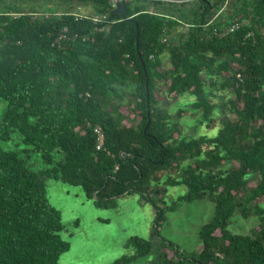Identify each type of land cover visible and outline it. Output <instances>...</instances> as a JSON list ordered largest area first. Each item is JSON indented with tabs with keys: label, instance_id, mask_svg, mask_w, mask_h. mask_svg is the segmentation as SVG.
Here are the masks:
<instances>
[{
	"label": "trees",
	"instance_id": "obj_1",
	"mask_svg": "<svg viewBox=\"0 0 264 264\" xmlns=\"http://www.w3.org/2000/svg\"><path fill=\"white\" fill-rule=\"evenodd\" d=\"M74 2L109 10L114 22L108 31L95 30L104 23L69 11L35 16L0 8V101L7 102L0 141L17 130L24 152L40 153L47 165L35 169L28 156L0 146V264H59L69 248L60 235V211L46 196L47 179L81 186L103 208L138 192L156 212L158 236L168 187L184 185L180 200L207 198L214 214L199 229L195 255L182 257L161 239L160 264H264V0H230L222 20L212 18L220 0H192L177 14L192 25L175 43L161 41L178 24L162 14L187 1L123 0L125 18L110 10L112 0ZM149 3L163 11L148 12ZM234 21L241 22L235 30L214 33L221 22ZM63 27L79 37L57 41ZM87 34L92 40H82ZM184 94L203 121L213 120L218 95L234 116H223L214 136H181L183 109L173 116L159 102L162 95ZM96 125L105 135L99 150ZM234 213L257 223L249 233H235L229 228ZM127 246L135 252L111 264L154 249L136 235Z\"/></svg>",
	"mask_w": 264,
	"mask_h": 264
},
{
	"label": "rangeland",
	"instance_id": "obj_2",
	"mask_svg": "<svg viewBox=\"0 0 264 264\" xmlns=\"http://www.w3.org/2000/svg\"><path fill=\"white\" fill-rule=\"evenodd\" d=\"M71 1L74 3V0ZM191 1L181 6H190ZM72 2L65 0H0V8L35 11L36 16L54 11L58 13L72 11L75 9ZM80 5L84 12H95L90 2L80 3ZM155 6L152 3L148 4L150 9ZM167 7L175 10L178 5ZM220 16L222 17V14ZM183 29L185 27H179L180 32ZM180 32L171 35L170 42L179 41ZM218 94H222V90ZM127 98V96H122L119 101L126 103ZM225 99L220 95L214 99L216 107L211 121L202 120L200 110L193 109L188 104L192 97L185 94L175 99L162 95L159 105L166 107L173 116L179 108L183 109V116L179 120L181 136L198 137L200 134L214 136L217 134L222 117L227 115L233 118L234 116L227 110ZM6 104V100L0 101V116ZM123 110L127 112L128 108L123 106ZM0 146L4 149H14L19 154L28 156L35 169L47 167L40 153L24 152L23 148L27 146L22 143V136L17 130L12 133L11 139L0 141ZM60 157V154L55 155L56 159ZM185 191L186 186L184 185L168 187L165 204H162L163 219L159 224L158 236L154 234L156 212L150 202L141 199L138 192L116 197L114 206L103 208L95 206L92 199L86 197L81 186L64 183L57 179H47L46 196L49 203L60 211L63 224L60 235L69 242V248L59 257V264H111L123 255L135 252L133 247L127 246L128 239L134 235L150 239L154 249L147 255L139 256L124 264H160L156 248L160 245L161 239L172 242L182 257L195 255L199 246V229L212 218L214 203L207 198L195 199L191 202L180 200L179 197ZM256 223L257 219L254 216L244 218L239 213H234L229 228L235 233H249ZM172 254L169 252L170 256ZM173 264H179V262L174 261ZM181 264L188 263L182 261Z\"/></svg>",
	"mask_w": 264,
	"mask_h": 264
},
{
	"label": "built area",
	"instance_id": "obj_3",
	"mask_svg": "<svg viewBox=\"0 0 264 264\" xmlns=\"http://www.w3.org/2000/svg\"><path fill=\"white\" fill-rule=\"evenodd\" d=\"M230 0H220L219 5H218V9L216 10V12L214 13V15L212 16V18L216 19V18H220L222 20V17L220 16V14H222V11H224L227 8V5L229 4ZM75 9H73L72 11H69L72 15L75 16V18H81V17H85V18H89L92 20V22L94 23H101L103 22L104 25H102L101 27H95V30L97 29H102V30H107L110 27V24L114 22V20L109 19V10L105 11L103 13H97V12H84L81 8L80 3L74 2L73 3ZM115 8V4L112 1L111 6H110V10H113ZM183 7L181 5H179L178 7L175 8V10H172L171 13H164L162 15H164L166 18H171V19H175L178 24H176L172 29L171 32L168 33L166 30H164L162 36H161V41L164 43H169L172 40L171 35H175L176 33L180 32L179 27H185V29L182 30V32H186L188 30V28L192 25L191 23H186L183 20H181V18L179 17L180 10H182ZM147 11L148 12H155V11H160L157 10L155 8L150 9L147 7ZM162 12V11H161ZM161 14V13H160ZM48 15V14H47ZM219 16V17H218ZM241 25V22L239 21H234L229 25H225L222 26V22L221 24L218 25V28H214V33H218L220 36L224 35L227 32H231L233 30H235L236 28H238ZM79 35L78 33H74L72 35H70L68 33V30L66 27H63L59 33L58 36L56 38L57 41H68V40H74L75 38H78ZM82 40H92L91 35H84L81 37ZM93 132L95 133V140H96V144H95V148L97 150L102 149L103 148V144H104V139H105V135L104 132L102 130V128L99 125H96L93 128Z\"/></svg>",
	"mask_w": 264,
	"mask_h": 264
},
{
	"label": "water",
	"instance_id": "obj_4",
	"mask_svg": "<svg viewBox=\"0 0 264 264\" xmlns=\"http://www.w3.org/2000/svg\"><path fill=\"white\" fill-rule=\"evenodd\" d=\"M115 4V8L113 10V12L117 15H119L121 18H125V4L123 2V0H112ZM165 1H173V2H185V1H189V0H165ZM135 24V45H136V49H137V56L138 59L142 65L143 68H145V63L144 60L138 50V42H139V26L138 23L136 21H134ZM145 86H146V98L148 100V80L147 77L145 79ZM149 123V119L147 120L146 125Z\"/></svg>",
	"mask_w": 264,
	"mask_h": 264
}]
</instances>
